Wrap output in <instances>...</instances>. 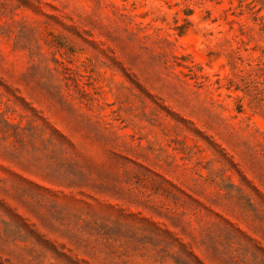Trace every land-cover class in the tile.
<instances>
[{
  "label": "rangeland",
  "instance_id": "obj_1",
  "mask_svg": "<svg viewBox=\"0 0 264 264\" xmlns=\"http://www.w3.org/2000/svg\"><path fill=\"white\" fill-rule=\"evenodd\" d=\"M0 264H264V0H0Z\"/></svg>",
  "mask_w": 264,
  "mask_h": 264
},
{
  "label": "trees",
  "instance_id": "obj_2",
  "mask_svg": "<svg viewBox=\"0 0 264 264\" xmlns=\"http://www.w3.org/2000/svg\"><path fill=\"white\" fill-rule=\"evenodd\" d=\"M5 121H7V120L5 119ZM7 123H8V121H7Z\"/></svg>",
  "mask_w": 264,
  "mask_h": 264
}]
</instances>
